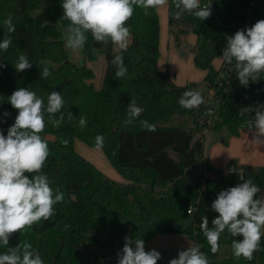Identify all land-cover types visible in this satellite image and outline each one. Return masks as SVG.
I'll return each mask as SVG.
<instances>
[{
  "label": "trees",
  "instance_id": "1",
  "mask_svg": "<svg viewBox=\"0 0 264 264\" xmlns=\"http://www.w3.org/2000/svg\"><path fill=\"white\" fill-rule=\"evenodd\" d=\"M204 1L200 0V4ZM210 1L211 16L200 21L187 13L176 19L172 0H168L169 37L180 47L186 34L193 33L196 40L190 48L193 63L205 71L200 83L176 84L167 68L158 65L157 8H150L145 14L143 8L134 6V14L128 21L131 40L123 52L128 74L118 79L111 61L120 50H113L111 42L96 43L90 33L82 49L83 63L69 59L64 47L69 22L61 19L63 0H0V39L9 35L12 40L6 52L0 50V63L6 65L0 69V121H3L0 129L7 135V129L15 122L18 110L7 99L17 88L35 91L45 103L50 92L58 91L65 100L63 122L59 128L47 123L43 132L62 133L67 139L47 141L50 156L42 169L51 187L64 193L63 202L55 205V215L50 219L13 234L14 244L9 242V247L27 241L44 263L53 252L55 264H88L81 256L87 244H98L101 250L109 247L111 251L116 245L123 248L125 237L129 236L143 239L146 248L156 234L182 233L207 254L209 264H264V237L254 259L248 261L234 256L231 247L234 238L225 230L220 236L219 251L228 247L229 252L219 258V251L212 253L200 228L204 216L211 227L212 219L218 215L211 210L217 194L243 181L235 169L217 176L205 174L202 169L205 162L202 125L208 97L199 88L211 89L217 106L216 118L208 131L224 129L237 135L241 128H249L248 115L242 116L239 111L264 105V72L257 81H251L253 88L242 89L235 61L231 65L225 63L223 77H219V68L212 65L213 59L222 55L226 36L237 31L231 24L243 21L248 10L252 25L264 19V0ZM9 16L15 26L12 33L4 25ZM98 53L104 54L106 65L101 85L96 88L89 81L94 71L87 62L93 61ZM21 54L28 57L32 67L18 73L14 65ZM44 67L49 68L51 75L41 79ZM191 89L201 92L204 103L186 110L179 106L178 100ZM99 96H104L107 112H98ZM131 100L144 111L126 125ZM69 111L72 119L68 118ZM5 112L9 113L7 117L3 115ZM173 114L179 115L188 126L166 124ZM249 116L254 117L255 112ZM80 117L87 118L85 127L79 125ZM142 120L154 124L156 130L149 132L142 128ZM97 135L104 137L101 150L121 180L109 177L75 150V139L96 147ZM241 173L245 179L251 178L261 192L264 190V166H247ZM190 206L192 210L188 212ZM6 250L0 246V252Z\"/></svg>",
  "mask_w": 264,
  "mask_h": 264
},
{
  "label": "clouds",
  "instance_id": "2",
  "mask_svg": "<svg viewBox=\"0 0 264 264\" xmlns=\"http://www.w3.org/2000/svg\"><path fill=\"white\" fill-rule=\"evenodd\" d=\"M167 4L168 0H63L61 19L69 22L66 26L65 48L72 52L83 49L88 33L96 43L111 42L114 48L120 50L111 61L116 69L115 76L123 79L128 74L123 52L129 47L131 29L128 21L134 14V6L143 8L147 14L148 9ZM172 6L176 19L185 13L200 21L211 16L210 5L201 6L200 0H172ZM4 25L8 33L15 31L11 16L4 20ZM226 41L220 56L222 62L231 65L235 61L236 77L241 86L247 87L250 81H257L259 74L264 72V19L226 36ZM11 43V37L4 35L0 39V50L6 52ZM5 67L0 63V69ZM14 67L18 73L24 72L31 69L32 63L26 55L21 54ZM40 75L41 79H46L51 72L48 67H44ZM7 100L18 110V114L14 124L7 129V135L0 129V246L7 249L0 252V264H44L31 243L23 241L9 247V242L13 234L54 216L55 205L64 200V193L58 188L53 189L48 176L42 172L50 156V148L40 133L45 130L47 123L55 128L61 126L65 100L61 92L52 91L45 103L35 91L25 87L17 88ZM202 103L204 98L195 89L183 92L178 100L179 106L186 110L196 109ZM143 111L135 100H131L127 107L128 118L124 123L132 124ZM253 111L255 116H249ZM58 113H61L59 118ZM239 114L248 115V127L255 129L253 140L264 144V105L244 107ZM3 115L7 117L9 113ZM68 118H73L70 111ZM140 123L149 132L156 130L155 125L147 120ZM79 125L85 127L87 118L80 117ZM95 141L97 148H103L102 135H97ZM240 179L242 183L217 194L211 210L218 215L212 219L211 227L207 216H204L200 228L212 253L219 251L220 236L227 230L234 238L231 244L234 256L251 261L264 237V193L251 178L245 179L243 173H240ZM117 258L118 264H157L162 256L156 249L146 251L143 239L126 236ZM168 264H209V260L199 246L190 244L187 249L180 250L176 258H171Z\"/></svg>",
  "mask_w": 264,
  "mask_h": 264
},
{
  "label": "rangeland",
  "instance_id": "3",
  "mask_svg": "<svg viewBox=\"0 0 264 264\" xmlns=\"http://www.w3.org/2000/svg\"><path fill=\"white\" fill-rule=\"evenodd\" d=\"M47 2V0H44ZM158 17H159V58L158 65L162 69L168 70L172 80L176 84H185L189 82L200 83L203 80L205 72L196 67L193 63L191 47L195 44V35L191 32L187 33L183 38L182 44L180 47H176L172 43L171 37L168 33V24H167V5L157 8ZM131 40V38H130ZM130 42V41H129ZM65 47V43H64ZM68 57L71 61L76 64L83 63V51L82 49L78 52H72L71 50L66 49ZM113 50L117 48L113 47ZM221 61V60H220ZM219 58L216 57L212 61L214 68H218L221 64ZM88 65L94 71V77L90 79V83L93 84L96 88L101 85L103 74L105 71V56L103 53L96 54L93 61L87 62ZM249 84H251L249 82ZM249 86V85H248ZM243 88H246L243 86ZM203 96L206 98H211L212 90L199 88ZM98 106L100 111L98 112H107V105L104 96L98 97ZM168 125H179V126H188L186 122L180 119L179 115L173 114L166 122ZM217 131L210 129L205 134L204 141V154L207 157L204 165L202 166L203 170L207 169V174L210 176H217L218 173H223L225 170L223 167L227 168L228 165H217L216 157L218 153L215 150L214 145H227L229 142L230 135L222 134L217 135ZM40 135L46 141H58L66 142L67 139L64 134L60 133L58 135H53L49 133H40ZM221 139H224V142H221ZM75 150L81 154L84 158L95 164L103 173L109 177L117 180H121V176L117 171L111 166L101 148L90 147L84 142L75 139L74 141ZM231 160H236L235 158L227 161L229 164ZM215 167L214 169H211ZM10 244H14L13 236L10 238ZM195 245V243L185 234H156L153 238L147 243L146 251L151 249H156L161 253V256L165 253L166 258L164 260H159L157 264H168V261L171 258H176L178 252L182 249H187L189 246ZM120 245H116L111 251L109 247H106L105 250H101L98 244H87L86 248L81 251V256L86 259L88 264H99L102 262L108 264L110 262H118L117 253L121 250ZM229 248L225 247L219 251L218 257H224L228 254ZM54 253L50 255V259L47 260L44 264H55L54 262Z\"/></svg>",
  "mask_w": 264,
  "mask_h": 264
},
{
  "label": "crops",
  "instance_id": "4",
  "mask_svg": "<svg viewBox=\"0 0 264 264\" xmlns=\"http://www.w3.org/2000/svg\"><path fill=\"white\" fill-rule=\"evenodd\" d=\"M61 30L64 35L65 30L62 27ZM218 58L220 61L221 60L220 56ZM220 62L222 64V60ZM220 66L218 68H220ZM241 88L250 89L253 88V85L251 83L246 88H243V86H241ZM216 131H217L216 133L217 135L227 134V131L224 129L216 130ZM229 135H230L228 140L229 143L227 145L221 144V145H214L213 147L215 148V150H217L216 152L218 153V156L216 157L217 165H223V164L229 165L227 164L228 163L227 161L235 158L236 160H231V162L233 164L234 169L239 173L242 172L243 169L246 168L247 166H253V167L264 166V144L257 143L253 140L255 135V129L244 127L239 130V133L237 135H231V134ZM224 141H225L224 139H221V142ZM206 159L207 157L204 156V161ZM214 168L215 167H212L211 169ZM223 168L225 170L223 173L228 172L227 171L228 166L227 168L225 167ZM204 171L206 172L205 174L208 173L207 169ZM262 193H264V190L262 191ZM171 234H179V233H171Z\"/></svg>",
  "mask_w": 264,
  "mask_h": 264
},
{
  "label": "built area",
  "instance_id": "5",
  "mask_svg": "<svg viewBox=\"0 0 264 264\" xmlns=\"http://www.w3.org/2000/svg\"><path fill=\"white\" fill-rule=\"evenodd\" d=\"M254 4L253 1L250 2V6ZM210 5V8L213 9V3L210 0H205L204 2L201 3V6H206ZM232 27L236 28L237 30L244 29L245 27H250L252 26V17H251V12L250 10L247 11L246 17L243 21L238 22L237 24H231ZM226 72V66L225 63L222 62L220 68H219V77H223ZM216 102L213 99V96L211 95V98H208L207 101V107L205 108L204 111V119H203V125H202V132L204 134L207 133L209 129V125L211 124L212 120L216 118ZM241 173V172H240ZM192 207L190 206L187 211L191 212Z\"/></svg>",
  "mask_w": 264,
  "mask_h": 264
},
{
  "label": "water",
  "instance_id": "6",
  "mask_svg": "<svg viewBox=\"0 0 264 264\" xmlns=\"http://www.w3.org/2000/svg\"><path fill=\"white\" fill-rule=\"evenodd\" d=\"M227 171L228 172H232V171H234V167H233V164H232V162H230L229 163V165H228V168H227ZM166 258V254L164 253L163 255H162V260H164Z\"/></svg>",
  "mask_w": 264,
  "mask_h": 264
}]
</instances>
